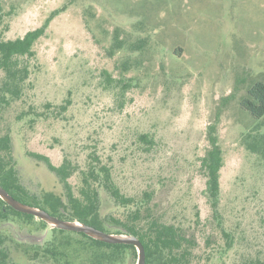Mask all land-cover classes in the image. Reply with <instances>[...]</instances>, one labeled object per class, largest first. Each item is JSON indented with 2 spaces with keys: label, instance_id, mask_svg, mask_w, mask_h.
<instances>
[{
  "label": "rangeland",
  "instance_id": "374dc122",
  "mask_svg": "<svg viewBox=\"0 0 264 264\" xmlns=\"http://www.w3.org/2000/svg\"><path fill=\"white\" fill-rule=\"evenodd\" d=\"M0 3L4 40L23 37L64 9L34 47L23 97L0 103V133L13 136L31 191L63 194L27 152L48 156L55 166L68 158L82 167L97 154L125 194L152 192L155 216L195 238L199 264L264 263V158L247 148L252 136L264 135V118L241 107L249 89L264 83V0ZM116 36L124 47L111 57ZM142 42V50L132 49ZM106 73L118 83H108ZM2 78L0 72V86ZM211 125L223 152L217 218L200 161L210 149ZM72 183L80 185L78 175ZM101 192L105 213L128 211ZM49 225L0 221V232L14 241L16 264H28L16 242L44 245Z\"/></svg>",
  "mask_w": 264,
  "mask_h": 264
},
{
  "label": "trees",
  "instance_id": "16d2710c",
  "mask_svg": "<svg viewBox=\"0 0 264 264\" xmlns=\"http://www.w3.org/2000/svg\"><path fill=\"white\" fill-rule=\"evenodd\" d=\"M64 9L51 14L45 24L29 31L21 38L14 40L0 39V72L3 75L0 86V103L5 106L21 99L25 85L31 76V61L35 60L36 43L46 36L52 20ZM4 20L0 3V26ZM124 42L118 36L108 54L113 57L122 50ZM144 42L134 44L132 49L140 51ZM128 63L123 65L128 71ZM127 65V66H125ZM108 83L114 81L106 73ZM241 107L254 119L264 118V83L253 85L241 101ZM67 106H63V112ZM259 137V138H258ZM142 139L149 144L148 136ZM210 149L201 158V170L206 177V195L211 204L214 216H219L221 194V170L223 152L219 145L216 125L209 127ZM247 148L264 158V135L252 136ZM26 157L41 163L60 183L63 194L55 192L35 193L21 178L19 162L15 155L14 140L11 133H0V187L18 203L44 210L61 220L81 223L109 235L130 236L138 238L145 249V264H199L194 258L196 241L188 236L180 226L167 223L155 216L152 201L153 193L144 192L137 197L125 194L116 183L112 166L105 163L97 154H92L85 166L65 158L61 165L55 166L48 156L27 152ZM80 185L75 188L72 178L77 176ZM117 207L128 211L122 215L104 212L102 190ZM199 217V216H198ZM17 219L24 223L37 224L47 229L51 227L46 221L19 211L0 197V221ZM9 242H14L0 232V264H16L12 258ZM16 247L23 251L28 264H125L130 258L138 264L139 252L132 244L109 243L82 232L51 228V238L44 245H26L16 242ZM242 264H264L251 260Z\"/></svg>",
  "mask_w": 264,
  "mask_h": 264
},
{
  "label": "water",
  "instance_id": "95a60500",
  "mask_svg": "<svg viewBox=\"0 0 264 264\" xmlns=\"http://www.w3.org/2000/svg\"><path fill=\"white\" fill-rule=\"evenodd\" d=\"M0 197L9 203L13 208L31 214L35 217H39L42 220L46 221L47 223L51 224L55 228H60L67 231H74V232H82L94 238L109 242V243H125V244H132L134 245L138 252H139V260L138 264H145L146 255L145 249L142 242L136 237L130 236H116V235H109L100 230H97L93 227L83 225L81 223H72L61 220L50 215L48 212L44 210H40L37 208L29 207L18 203L14 198H12L4 189L0 187ZM77 224L79 226H77Z\"/></svg>",
  "mask_w": 264,
  "mask_h": 264
},
{
  "label": "bare ground",
  "instance_id": "6f19581e",
  "mask_svg": "<svg viewBox=\"0 0 264 264\" xmlns=\"http://www.w3.org/2000/svg\"><path fill=\"white\" fill-rule=\"evenodd\" d=\"M77 226H79V225L77 224Z\"/></svg>",
  "mask_w": 264,
  "mask_h": 264
}]
</instances>
